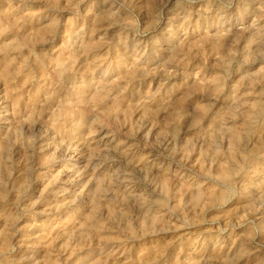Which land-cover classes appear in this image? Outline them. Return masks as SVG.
<instances>
[{
	"label": "rangeland",
	"instance_id": "1",
	"mask_svg": "<svg viewBox=\"0 0 264 264\" xmlns=\"http://www.w3.org/2000/svg\"><path fill=\"white\" fill-rule=\"evenodd\" d=\"M0 264H264V0H0Z\"/></svg>",
	"mask_w": 264,
	"mask_h": 264
}]
</instances>
